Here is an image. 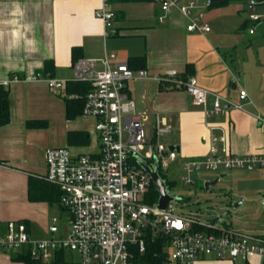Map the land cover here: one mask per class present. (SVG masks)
<instances>
[{
	"label": "crops",
	"instance_id": "1",
	"mask_svg": "<svg viewBox=\"0 0 264 264\" xmlns=\"http://www.w3.org/2000/svg\"><path fill=\"white\" fill-rule=\"evenodd\" d=\"M107 1L117 29L110 36L105 35L103 22L95 16L103 0H0V83L7 84L13 75L23 77L9 83L10 121L0 127V233L7 222L24 221L31 238H44L52 217L59 218L62 228L64 211L47 200L43 189L44 199L30 198L35 191L39 193L40 183H46L42 180L46 173L45 151L67 148L72 156H79L95 155L99 149L96 119L83 114L68 119L64 90L49 89L44 78L32 79L45 63L52 67L51 78L66 82L73 79L75 56L100 60L114 54L111 64H127L133 58L144 57V68L132 71L145 70L149 78L131 80L127 88L148 136L154 134L158 118L170 127L169 133L160 136V143L177 147L182 159L206 156L212 132L225 135L235 155L264 153V130L256 119L257 115L264 117V53L258 52L254 44L255 33H249L252 23L246 18V3L232 1L225 7L211 8L209 0H177L179 5L193 3V17L210 27L209 32L198 33L187 31L190 20L176 8L160 22L163 13L152 0ZM167 70L181 76L188 72L211 95L242 104L243 109L205 117L174 82L153 80ZM241 89L247 94L246 101L239 99ZM211 102L209 96V106ZM28 121H43L46 125L29 128ZM233 171L239 172L235 177L248 183L245 190L251 222L241 232L264 234V222H260L264 170ZM224 173L220 172L218 178ZM207 182L211 181L204 186ZM238 202L244 208L246 200ZM67 254L69 261L77 264L78 257ZM0 264L19 263L12 261V253L0 249ZM195 264L263 263L252 256L247 261L206 259Z\"/></svg>",
	"mask_w": 264,
	"mask_h": 264
},
{
	"label": "built area",
	"instance_id": "2",
	"mask_svg": "<svg viewBox=\"0 0 264 264\" xmlns=\"http://www.w3.org/2000/svg\"><path fill=\"white\" fill-rule=\"evenodd\" d=\"M152 2L163 13L160 22L176 8L190 20L187 31H210L206 23L193 17V3ZM246 7V18L252 23L249 33L254 34L255 26L264 23V0H249ZM95 16L103 22L106 36L117 33L115 14L108 8L107 0H103ZM262 34L264 36V30ZM114 59V54L100 60L80 58L72 65L71 80L90 86L84 95L82 113L96 119L97 154L72 156L67 148L45 151L43 179L60 191L59 203L67 215L68 227L64 222L61 228L59 218L52 217L47 236L33 239L23 222L9 221L0 233V249L16 253L28 246L31 257L44 264L50 263L58 251L76 255L77 264H132L134 252L142 255L148 242L163 240L166 264H195L206 259L247 261L252 256H258L264 264V234L204 223L196 215L177 213L173 202L165 211L155 208L157 201L151 202L150 198L152 180L136 162V157L151 167L157 162L159 174L161 169L172 170L175 178L171 182L191 186L202 171L264 170V153L235 155L228 148L227 137L212 132L206 156L180 158L176 150H170L159 141L160 136L170 132L167 122L157 118L154 134L148 136L145 122L129 96L128 82L149 78L147 72H134L126 63L111 64ZM32 79L38 78L33 76ZM44 79L53 91L65 88L64 81ZM153 80L172 81L182 87L205 117L224 116L232 110L243 109L242 104L211 95L193 77L184 81L174 70L155 75ZM209 96H212L210 106ZM239 99H247L243 89L239 90ZM256 119L264 130V117L257 115ZM260 204L264 207V195L260 197Z\"/></svg>",
	"mask_w": 264,
	"mask_h": 264
},
{
	"label": "rangeland",
	"instance_id": "3",
	"mask_svg": "<svg viewBox=\"0 0 264 264\" xmlns=\"http://www.w3.org/2000/svg\"><path fill=\"white\" fill-rule=\"evenodd\" d=\"M235 15L238 19H241L238 12H236ZM263 30L264 23H259L255 26L254 44L257 47L258 52L262 54L264 53ZM177 87L178 90L185 91L179 85H177ZM148 122L150 124L152 118ZM161 142H165V136L162 137ZM237 173L239 172L228 171L224 173L223 178H218L220 172L202 171L198 174L195 184L191 186H184L179 181H175L174 186L169 188V194L179 199L172 203L176 212L196 215L204 223L211 222L217 217H220L223 213H227L218 224L220 228L232 227L234 229H239L240 231L247 230L246 227L251 222L249 216L251 214L249 212V197L248 192L245 190L247 189L246 187L248 186V183L244 178L240 179L235 177ZM160 175L165 177V181L169 182L175 178L172 170L166 172L161 169ZM216 179L217 183L213 187L209 190L205 189L204 183L206 181H213ZM242 198L246 200L244 208L235 209L234 205ZM263 214L264 211L262 213V218L260 219L261 223L264 222ZM62 218L63 223L65 222L64 226L68 227V223L65 221L67 218L66 213L62 215ZM256 225L257 227H260L259 223Z\"/></svg>",
	"mask_w": 264,
	"mask_h": 264
},
{
	"label": "trees",
	"instance_id": "4",
	"mask_svg": "<svg viewBox=\"0 0 264 264\" xmlns=\"http://www.w3.org/2000/svg\"><path fill=\"white\" fill-rule=\"evenodd\" d=\"M144 1V0H139ZM232 1H240L243 3H247L249 0H209V7L211 8H221L229 5ZM261 1V0H256ZM77 56L73 58L74 62L78 60ZM128 67L131 70H137L144 68L145 59L141 58H133L128 63ZM52 67L50 64L45 63L44 69L41 72H37L34 77L36 78H47L52 77ZM180 77L183 80L189 78L188 72L183 73ZM13 79H23L22 76L13 75L9 77L7 84L0 83V127L7 125L10 121V102H9V83ZM90 86L85 82H78L73 80H67L65 82L64 92L66 94L65 103H66V117L68 119H72L78 115L83 114V104H84V95L88 92ZM71 96V97H70ZM46 123L43 121H28L27 127L29 128H43ZM74 134H69V137H72ZM161 177L165 180V177L161 175ZM42 180H44L42 178ZM45 181V180H44ZM46 182V181H45ZM168 189L171 186H174L175 182L166 181ZM39 193L35 191L33 195L31 194L30 198L32 201H39L44 199V194L42 191L44 190L50 202H54L60 205V196L61 193L57 187L46 183L39 184ZM43 189V190H42ZM44 192V193H45ZM151 202H156L158 198V193L154 185H152V189L150 192ZM25 224L24 221H21ZM163 240H156L153 243H147V250L144 254L140 255L134 252V257L132 259V264H166V257L163 253ZM68 254L64 251H58L54 254L52 261L48 264H76L72 261H69ZM12 261L19 264H44L40 261L33 259L30 255V247H24L21 251L16 253H12Z\"/></svg>",
	"mask_w": 264,
	"mask_h": 264
},
{
	"label": "water",
	"instance_id": "5",
	"mask_svg": "<svg viewBox=\"0 0 264 264\" xmlns=\"http://www.w3.org/2000/svg\"><path fill=\"white\" fill-rule=\"evenodd\" d=\"M170 150H177V147H169ZM137 164L149 175L150 179L152 180L153 185L155 186L157 193H158V200L155 204V208L161 211H165L168 204L174 202L175 200H179L177 197H173L169 194V189L167 186L166 181L161 177L158 170V163L155 162L154 165L151 167L141 158L136 157ZM217 183V179L211 182H207L205 184V189H210ZM235 209H239L242 207V202H238L234 205ZM227 215V213H223L220 217H217L211 224L216 226L219 222Z\"/></svg>",
	"mask_w": 264,
	"mask_h": 264
}]
</instances>
